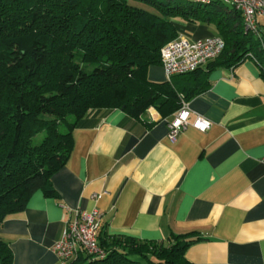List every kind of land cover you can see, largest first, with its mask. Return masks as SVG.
<instances>
[{
  "label": "crops",
  "instance_id": "1",
  "mask_svg": "<svg viewBox=\"0 0 264 264\" xmlns=\"http://www.w3.org/2000/svg\"><path fill=\"white\" fill-rule=\"evenodd\" d=\"M175 26L190 40L217 35L212 24ZM147 76L168 81L161 64L150 66ZM169 84L191 110L189 124L173 140L168 124L179 108L149 105L138 115L94 108L78 121L70 155L51 177L55 195L34 191L23 210L0 224L11 264H63L52 247L76 208L96 209L110 236L164 244L172 234L191 240L184 256L194 264H264L260 68L248 57L174 75ZM197 114L210 120L205 131L191 125Z\"/></svg>",
  "mask_w": 264,
  "mask_h": 264
},
{
  "label": "trees",
  "instance_id": "2",
  "mask_svg": "<svg viewBox=\"0 0 264 264\" xmlns=\"http://www.w3.org/2000/svg\"><path fill=\"white\" fill-rule=\"evenodd\" d=\"M176 22L212 24L225 43L217 57L187 74L249 57L264 77V24L259 35L245 31L241 11L222 1L0 0V224L23 210L34 191L55 195L51 177L66 163L71 131L88 110L121 107L138 115L149 105L180 108L170 80L147 76L161 64L162 46L177 37ZM6 27L13 30L7 39ZM97 240L104 258L80 251L63 264H140L141 258L194 264L184 256L191 240L173 234L164 244L110 236L100 226ZM11 262L0 240V264Z\"/></svg>",
  "mask_w": 264,
  "mask_h": 264
},
{
  "label": "built area",
  "instance_id": "3",
  "mask_svg": "<svg viewBox=\"0 0 264 264\" xmlns=\"http://www.w3.org/2000/svg\"><path fill=\"white\" fill-rule=\"evenodd\" d=\"M189 3L210 4L222 1L241 11L244 30L254 35L260 34L262 24L259 16H264V0H182ZM224 40L218 35L207 36L202 39L190 40L183 35L168 41L160 50L161 65L166 80L174 75L190 73L217 57L224 48ZM191 110L186 102H182L177 114L168 124V138L173 140L186 125ZM191 125L205 131L210 120L199 114ZM264 161V158H262ZM99 194H92L98 198ZM100 228V213L93 209L84 211L74 210L73 218L69 219L62 230L60 238L54 243L52 249L62 262L67 261L82 251L94 259H102L106 251L99 246L97 236Z\"/></svg>",
  "mask_w": 264,
  "mask_h": 264
},
{
  "label": "rangeland",
  "instance_id": "4",
  "mask_svg": "<svg viewBox=\"0 0 264 264\" xmlns=\"http://www.w3.org/2000/svg\"><path fill=\"white\" fill-rule=\"evenodd\" d=\"M227 5H229V4H227ZM65 15V13L63 12V11H61V12H59L58 13V16L59 17H62V16H64ZM19 16L20 15H16L15 17H17L16 18V20H19ZM15 21V20H14ZM12 22V20L11 21H9V23H11ZM73 22V20L72 21H69V23H72ZM261 22L262 23H264V20H262L261 19ZM67 23V22H66ZM175 24H177V22L175 23ZM12 32H13V30H10L9 29V27H6L5 28V30H4V32H3V38H8V37H10L11 36V34H12ZM179 34V33H178ZM184 35L185 36H187V34L184 32ZM178 36V35H177ZM30 94H31V92H30ZM70 120H71V116L70 117H68V118H66V121L63 123V124H59V129H60V131H63V132H65L66 130H67V126H66V123L68 122H70Z\"/></svg>",
  "mask_w": 264,
  "mask_h": 264
}]
</instances>
